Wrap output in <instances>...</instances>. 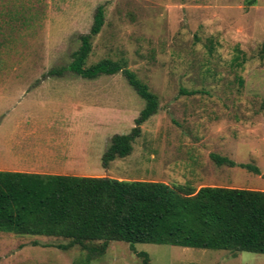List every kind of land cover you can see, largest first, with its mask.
I'll use <instances>...</instances> for the list:
<instances>
[{"label":"rangeland","instance_id":"obj_1","mask_svg":"<svg viewBox=\"0 0 264 264\" xmlns=\"http://www.w3.org/2000/svg\"><path fill=\"white\" fill-rule=\"evenodd\" d=\"M249 1L0 0V167L46 160L45 153L60 158L71 144L85 154L78 168L86 176L264 191L262 175L240 166L264 173V0ZM98 7L103 25L85 66L119 62L158 101L131 153L105 168L112 136L130 133L144 101L121 73L84 79L67 70ZM210 154L235 166L218 167ZM65 243L0 232V264H83L78 247H56ZM134 250L150 264H264V255L246 252ZM90 264L142 260L113 242Z\"/></svg>","mask_w":264,"mask_h":264},{"label":"trees","instance_id":"obj_2","mask_svg":"<svg viewBox=\"0 0 264 264\" xmlns=\"http://www.w3.org/2000/svg\"><path fill=\"white\" fill-rule=\"evenodd\" d=\"M102 25L103 10L98 7L89 33L79 37L80 46L67 70L84 79L121 73L144 101L130 133L112 136L101 158L105 168L131 153L140 126L156 113L158 101L119 62L102 59L85 66L91 39ZM210 159L218 167L235 166L226 157L210 154ZM240 166L264 178L256 167ZM0 232L66 239L67 243L56 247L62 251L78 247L85 253L83 264L103 256L113 242L128 244L142 264H150L148 255L135 251V244L264 255V191L0 171Z\"/></svg>","mask_w":264,"mask_h":264},{"label":"crops","instance_id":"obj_3","mask_svg":"<svg viewBox=\"0 0 264 264\" xmlns=\"http://www.w3.org/2000/svg\"><path fill=\"white\" fill-rule=\"evenodd\" d=\"M26 150L27 152H33L34 155L38 152L37 150L32 151L27 148ZM62 152L63 154L60 156V158L56 156L55 153H50V154L45 153L44 155L46 156V160L37 159V161L34 160L20 161L18 163H15L16 168H10L9 170H4L0 167V171L23 172V173H32V174H45V175H70V176H80V177H92V176H86V174H83V172H81L83 169L79 170L80 168H78L80 165H83L81 159L85 158V154L83 153L82 149L76 152V149L73 148L71 144H68L65 151L62 150ZM76 160H81V163H79ZM76 170H78V172H73Z\"/></svg>","mask_w":264,"mask_h":264}]
</instances>
